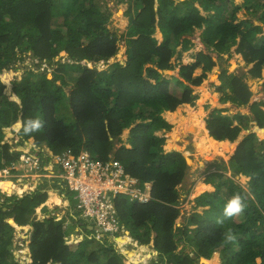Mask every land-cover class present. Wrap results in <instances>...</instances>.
<instances>
[{"label": "trees", "instance_id": "obj_1", "mask_svg": "<svg viewBox=\"0 0 264 264\" xmlns=\"http://www.w3.org/2000/svg\"><path fill=\"white\" fill-rule=\"evenodd\" d=\"M101 1L0 0V168L23 149H84L96 160L120 163L139 188L150 186V199L117 196L118 218L135 232L117 244L107 236L97 239L87 225L83 238H71L64 225L69 215L47 209L65 205L58 191L48 190L47 199V187L40 185L22 196L19 183L0 181V264H130L145 263L153 255L151 264H198L200 258L214 257L221 264H264V138H259L264 137V101L249 105V114L219 108L204 118L208 134L198 139V155H207L208 142H227L232 151L238 145L227 163L210 164L215 171L207 175L206 186L197 184L191 210L179 227V188L188 165L180 151L165 150L175 133L163 135L173 129L179 106L195 104L193 87L225 55H239L244 65H251V77H263L264 35L259 34L264 0L236 5L233 0H116L127 18L122 34L110 29V13ZM240 10L248 18L238 19ZM196 30L205 48L192 54L194 61L183 63L181 53L191 48L188 36ZM28 56L30 66L25 64ZM176 67L178 76L159 71ZM197 68L200 75H193ZM70 72L76 76L70 78ZM218 79L221 102L236 107L249 103L246 75L222 68ZM36 118L43 127L25 131L26 122ZM250 127L240 141V132ZM206 129L201 127L203 133ZM228 169L231 174L225 176ZM238 175L246 178V186L234 182ZM236 193L244 200V212L223 218L225 203ZM218 218L224 223L218 224ZM19 226L28 229L27 239H21L27 247L21 262L13 247ZM228 229L236 240L226 243ZM134 240L151 242L152 249L144 246L146 255H139ZM128 241L134 250L121 248Z\"/></svg>", "mask_w": 264, "mask_h": 264}, {"label": "rangeland", "instance_id": "obj_2", "mask_svg": "<svg viewBox=\"0 0 264 264\" xmlns=\"http://www.w3.org/2000/svg\"><path fill=\"white\" fill-rule=\"evenodd\" d=\"M180 1V0H175ZM234 4H241L243 2V0H233ZM101 4L103 6H105L107 8V11L110 13V20H109V27L110 29L116 31L117 34H122L125 32L126 30V24H127V18L123 15V8L116 3V0H103L101 1ZM261 11L258 12L257 15H259ZM237 17L238 19H244V18H248V15L244 14L243 10H240L237 12ZM256 23H259V20L257 19L256 16L252 17ZM199 30L194 31V33L190 36H188L191 41H192V48L189 49L188 51H185L182 53V55L180 56V60L181 62H192L194 61V59L192 57H190L192 54L198 52L201 48H200V40H199ZM264 35V26L263 29L261 30L259 36ZM125 44V41H124ZM126 45V44H125ZM227 56L225 55L223 57V61L222 63H220V65L215 66L212 71L208 72L206 74L205 79L202 81V83L194 88L195 92L198 94V98L195 101V104L193 106H190L187 104L186 105H182L181 107L179 106L177 108V111L181 110V114L180 115H176L175 117V122L173 125V129L170 130L169 132L163 134V131H159L157 132V134L159 135H166L167 137L170 136L171 133H175L172 136V140H171V144L166 142V145L171 146V150H177L180 151L181 153L184 154V156L190 160L189 162H187L188 168H187V174L186 177H184L183 182L180 185V192H181V199H183V203L180 204V207L183 209L182 213L180 214V216L176 219V224H180L182 222V217L183 215H187L189 213V211L191 210V207L193 205V202L191 201L194 198V189L196 187L195 182L197 180H200V178H202V174L206 172H213L215 171L214 168L210 167V164L214 161H219V160H224L225 162H228V160L230 159V157L232 156V154L235 151L236 146L238 145V143L236 144L235 148L231 149V147H229V144L227 142H224L222 145H218V144H212L210 142H208V147H207V155L206 156H201L198 155V139L201 136H206L207 133H203L201 131V127L205 128V121L204 118L208 115V113L210 111H212L213 109H219V108H226L228 109V113L229 114H234L236 112H242V113H246L249 114L250 113V108L249 105H251L253 102H259V101H264V73H263V77L262 78H256V77H251L248 74V69L250 68L251 65H244V62L241 60L239 55H232L230 58H226ZM120 59V58H119ZM26 62L25 64L28 66H30V61H31V57L28 56L26 57ZM172 62L177 63V60H174V57L171 59ZM36 62V61H34ZM232 63H235L232 65ZM178 67H176L175 69L171 70V73H165L163 75L166 76H177ZM222 68H227V71H233L235 73H239V74H244L246 75V83L249 86V89L252 92L250 101L247 105H242L240 107H234L231 106L229 103H223L221 102V93L219 91H217L216 87L219 85V80H218V75L221 71ZM264 72V71H263ZM73 73L70 75L71 77H75L76 75H74L75 72H70ZM201 73V69L197 68L195 69L193 75H200ZM48 75L51 76L50 71L48 72ZM173 87V86H172ZM65 91L68 92L69 91V87L65 88ZM261 108L264 109V105H261ZM166 116V115H165ZM196 121V125H194L193 122ZM206 129V128H205ZM128 131L129 129H125L122 134H121V139L123 141L126 140L127 136H128ZM207 131V129H206ZM249 131H252V127H250L248 130H243L240 132V134L238 135L239 140L241 141L242 138L249 133ZM259 136V134H257ZM177 137V138H176ZM259 138H264V137H260ZM239 141V142H240ZM175 147L177 149H175ZM184 149L186 151H189L191 153H189L188 155H186V153L184 152ZM50 151V150H49ZM232 151V152H231ZM60 153V152H59ZM57 154V153H55ZM206 169V170H205ZM227 172V171H226ZM188 174H190V176H188ZM231 173L228 171L227 173H225V176H229ZM22 177V176H21ZM7 181V179H2L0 178V181ZM233 180L235 183H238L239 185L242 186H246V179H242L241 176L238 175V177H233ZM11 182H15L14 180H8ZM217 180H215L214 182H216ZM17 183L20 184L23 193H21V195L23 196L25 191H28L27 189L24 190L23 188V182L22 181H16ZM25 185V182H24ZM50 190V189H49ZM53 190V189H51ZM31 192V191H30ZM7 194V193H6ZM5 194V195H6ZM11 195H16L17 194H7L6 196H11ZM21 196V197H22ZM53 197V196H51ZM68 201H69V205L72 207L74 205V199L72 196V193H67V195L65 196ZM66 198H62V200L65 201V204L67 203ZM49 199V196H48ZM118 199H126V197L124 198V196L122 194L118 195ZM0 200L2 201V198L0 197ZM64 206V205H62ZM59 206V207H62ZM60 208L56 209L57 211ZM50 214H55V207L54 208H48ZM61 211V210H59ZM63 211V210H62ZM198 212L202 211V208H197ZM65 214L69 215V217L64 221V225L66 228V231L68 232L69 236L71 238H75L78 236V239H80V235L83 236V233L80 232L79 229H76V221L73 219L69 208L64 210ZM37 214H41V217H44V214L41 212L40 208H37ZM61 214V213H60ZM124 226V225H123ZM127 228L130 230L131 235L135 234L134 230L131 229L130 224L127 223ZM125 227V226H124ZM126 228V227H125ZM126 228V229H127ZM27 228L24 226H19L16 229V232L14 234V241L15 244L13 247H15V256L17 257V259L21 262L22 260H24L26 258V243H23L20 241V239H27ZM85 235V233H84ZM135 243H137V247H139V249H136V252L139 253V255H146L145 251H144V246H148L149 250L152 249V244L151 242L148 245H142L139 244L138 241L134 240ZM22 243V244H21ZM127 246V248L129 249H133L134 250V246ZM132 250V251H133ZM153 257V258H152ZM151 258H147L145 260V263L142 262H138V263H132V264H151V260H154V258L156 257V255H153ZM207 261V262H204ZM126 264H129V262L125 261ZM132 261H130L131 263ZM210 262V263H208ZM153 264H157L156 262H154ZM198 264H221L219 262V259L217 260L216 257H214L212 260H203L202 262L199 261Z\"/></svg>", "mask_w": 264, "mask_h": 264}, {"label": "built area", "instance_id": "obj_3", "mask_svg": "<svg viewBox=\"0 0 264 264\" xmlns=\"http://www.w3.org/2000/svg\"><path fill=\"white\" fill-rule=\"evenodd\" d=\"M0 178L22 181L24 190H28L26 194L40 185L47 187L43 189L48 196L49 189L58 191L63 198L72 193L74 205L71 207L66 198L67 203L60 208L63 211L69 208L73 219L79 221L75 228L82 232L84 225L91 226L97 239L107 236L117 244L119 238L131 239L118 218L117 196L122 194L130 201L139 202L150 199V186L146 185L144 190L139 188L137 179L125 173L120 163L96 160L84 149L74 153L66 148L57 154L39 147L37 150L23 149L15 161L0 168ZM127 244L123 243L122 248Z\"/></svg>", "mask_w": 264, "mask_h": 264}, {"label": "clouds", "instance_id": "obj_4", "mask_svg": "<svg viewBox=\"0 0 264 264\" xmlns=\"http://www.w3.org/2000/svg\"><path fill=\"white\" fill-rule=\"evenodd\" d=\"M159 30L157 29L156 32H158ZM199 40H200V37H199ZM201 45H200V50L204 49L205 47L202 45L201 41L199 42ZM192 48V47H191ZM190 48V49H191ZM188 51V50H187ZM185 52V51H184ZM183 53V52H182ZM181 53V55H182ZM214 56V59H216L215 55ZM192 57V55L190 56ZM174 60L175 57H174ZM183 63H189V62H183ZM235 64V63H234ZM163 70V69H162ZM167 70H173V69H167ZM177 70L179 71V69L177 68ZM232 72V71H230ZM177 76H178V73H177ZM219 76V75H218ZM219 80V79H218ZM25 127V131H28V132H33V131H38L40 130L42 127H43V121L39 118H36V119H29L26 124L24 125ZM43 150L47 149V148H42ZM19 157V156H18ZM230 176V175H229ZM4 193V192H2ZM48 199V198H47ZM183 200V199H181ZM48 207V205H47ZM245 203H244V200L242 198V196L239 194V193H236L234 195H232L228 200L227 202L225 203L224 207H223V218H232L234 216H239L240 214H242L245 210ZM60 208V207H59ZM48 209V208H47ZM56 209L58 208H55V211L56 213H63L64 211L61 210V208L59 210L61 211H57ZM51 211V210H49ZM223 218H218L217 219V223L218 224H223L224 223V219ZM177 227H179V224H177ZM129 231V229H127ZM129 236H130V232H129ZM131 237V236H130ZM132 239V237H131ZM236 240V236L233 234L232 230L231 229H228L225 233H224V241L227 243V242H233ZM23 241V240H22ZM24 242V241H23ZM128 244L125 245L124 249L127 248V246H131V243L130 241L127 242ZM122 248V246H121ZM128 251H130V249L128 248ZM123 252V251H122ZM132 264V262L130 263Z\"/></svg>", "mask_w": 264, "mask_h": 264}, {"label": "crops", "instance_id": "obj_5", "mask_svg": "<svg viewBox=\"0 0 264 264\" xmlns=\"http://www.w3.org/2000/svg\"><path fill=\"white\" fill-rule=\"evenodd\" d=\"M227 103V102H226ZM230 104V103H229ZM231 106H234V105H232V104H230ZM188 106V105H187ZM234 107H236V106H234ZM165 115H166V113H165ZM248 130V129H247ZM250 132V131H249ZM207 134H208V131H207ZM166 136V135H165ZM167 137V136H166ZM228 141V140H227ZM172 148L171 147H168V145H165V150H171ZM227 163V162H226ZM206 170V169H205ZM229 171V169L227 170V172ZM226 172V173H227ZM230 172V171H229ZM186 174H187V172H186ZM186 174H185V177H186ZM209 174V172H206L205 171V173H203L202 174V178H200V180H197L196 182H195V185L197 186V184H201L202 186H206V183H205V179L206 178H208L207 177V175ZM188 176H190V174H188ZM235 177H238V176H235ZM241 177H244V176H241ZM246 179V178H245ZM184 180V179H183ZM183 182V181H182ZM194 197L197 195V187H195V189H194ZM203 191H205V187H203V189H202V191L201 192H203ZM48 208H49V205H48ZM125 238V237H124ZM123 253V252H122ZM124 254V253H123ZM133 263V262H132Z\"/></svg>", "mask_w": 264, "mask_h": 264}, {"label": "water", "instance_id": "obj_6", "mask_svg": "<svg viewBox=\"0 0 264 264\" xmlns=\"http://www.w3.org/2000/svg\"><path fill=\"white\" fill-rule=\"evenodd\" d=\"M234 63H232V65H233ZM162 74H165V73H171V70H167V69H163V70H159ZM50 77V76H49ZM196 87H198V86H194V88H196ZM205 128H206V126H205ZM184 155V154H183ZM186 158V157H185ZM189 160L186 158V162H188ZM18 197H20V196H18ZM88 228L91 230L92 229V227L91 226H88ZM157 253V251H155V254ZM205 258H200V262H202L203 260H204Z\"/></svg>", "mask_w": 264, "mask_h": 264}]
</instances>
